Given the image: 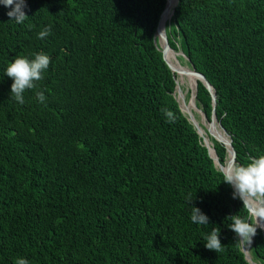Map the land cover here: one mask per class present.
Returning <instances> with one entry per match:
<instances>
[{
	"label": "trees",
	"instance_id": "trees-1",
	"mask_svg": "<svg viewBox=\"0 0 264 264\" xmlns=\"http://www.w3.org/2000/svg\"><path fill=\"white\" fill-rule=\"evenodd\" d=\"M164 2L26 0L23 23L0 4V264H249L240 241L264 264L261 229L249 243L227 227L229 215L255 227L249 205L175 98L154 42ZM165 36L212 86L213 108L200 81L194 103L206 120L213 111L234 164L264 155V0H176ZM39 52L50 65L20 104L6 68ZM208 138L223 164L225 147ZM191 206L208 225L191 221ZM212 228L218 253L203 240Z\"/></svg>",
	"mask_w": 264,
	"mask_h": 264
},
{
	"label": "clouds",
	"instance_id": "clouds-1",
	"mask_svg": "<svg viewBox=\"0 0 264 264\" xmlns=\"http://www.w3.org/2000/svg\"><path fill=\"white\" fill-rule=\"evenodd\" d=\"M175 3H176V0L174 2V5ZM0 4H2L4 7H8L11 9L7 13L10 20H14L17 23H23L24 20L28 18V16L26 15L24 11V9L27 6L26 0H0ZM171 13L172 11H170L169 18L171 16ZM166 23L164 25H166ZM50 34H51V28L46 27L38 33V38L44 39ZM154 42H156L158 46L160 47V44L157 41V36L155 35V32H154ZM173 52L175 53L174 58L176 61H178L176 53L180 54V56L184 58L181 52L174 51V50ZM50 62H51L50 57L43 52L33 54V58L31 59L21 55V56H17L14 60L10 61L8 63L5 73L8 77H10L13 80V83L11 84V97L15 99V101H17L18 103L23 104L24 103L23 93L27 89L35 88L36 87L35 82L43 79V73L48 69ZM179 64L182 65L181 63ZM172 72L175 75H177L176 71L175 72L172 71ZM175 81L177 82L176 78H175ZM193 89H194V85H193ZM193 89H189V92L190 90L193 91ZM174 92H175V89H174ZM36 95H37L38 100L41 103H43L46 100V97L43 91H38ZM194 95H195V92H194ZM188 96H189V93H188ZM175 98H176V92H175ZM188 98H186L185 100H188ZM191 101L194 103V97L192 98ZM197 110L200 113H202L198 108ZM197 110L194 109L191 105V109L189 111L193 115L194 114L193 112L197 113ZM181 111L184 113L182 109ZM161 112L165 115L167 123L175 122V116L172 111H170L167 108H161ZM193 116L196 119L195 114ZM209 120L210 118L205 121L207 122ZM206 136L208 138V134ZM210 144H212L211 141H210ZM223 182L233 187L234 189L233 198L241 199L244 203V206H246L245 204L246 198L254 200L258 205L257 207L258 216L264 218V155H260L258 157H249L248 163L246 164H234L233 163V165H231L228 171L224 174ZM191 201L192 199L188 201L189 205L191 204ZM191 209H192L191 221L194 224H198V225H208L209 224V217L206 214H204L200 208L191 206ZM225 219L228 221H231L227 225V227L231 229L236 234V236L240 238V240L247 239L248 242L251 243L252 236L256 234L257 226L254 227L251 223L247 222L244 218H241L239 215H229ZM219 236H220V229L212 228L210 233L206 234L203 237V240L205 241V247L209 250H213L218 253L222 249V244L219 239ZM14 264H29V261L25 258H17L14 261Z\"/></svg>",
	"mask_w": 264,
	"mask_h": 264
},
{
	"label": "water",
	"instance_id": "water-1",
	"mask_svg": "<svg viewBox=\"0 0 264 264\" xmlns=\"http://www.w3.org/2000/svg\"><path fill=\"white\" fill-rule=\"evenodd\" d=\"M167 10H168V7L166 5V0L164 2V6L162 8V11L160 13V16H159V19H158V22H157V25H156V28H155V35L157 36V41L159 42L160 44V51L162 52V57L163 59L165 60V63L168 65L169 69L171 71H176L177 72V69L172 67L170 62L167 61V59L165 58V52L168 51V50H171L173 51L167 44V41H166V36H165V25L164 23L162 22V19L164 17V15L167 13ZM172 11V10H171ZM177 54V53H176ZM189 70L190 72H192L194 74V76L196 77V81H200L204 86L205 88L208 90V92L210 93V98H211V104H212V107L214 105V90L212 89V86L207 82V80L203 77V75H201L199 72H196L192 65H189ZM195 85H196V82H194V89L193 91L190 90L189 92V98H188V101H191L192 98L194 97V92H195ZM175 92H176V95H179L180 96V99H181V102H183V96L181 95V91H180V88H179V85L178 83L175 81ZM192 102V101H191ZM192 107L194 109L197 110L195 104L192 102L191 103ZM180 107V105H179ZM181 109V107H180ZM198 111V110H197ZM184 114L186 115V118L188 119V121L191 123V125L194 127L196 133L198 134V136L201 138V142H202V145L206 148L207 150V153L208 155L211 157L212 159V162H213V165L220 171L222 172L223 174L226 173L225 171V168H224V164L225 162L222 164L218 161L217 157H216V154L214 152V149L212 147V144L210 146H208L207 144V138L204 137L202 131H201V128H203L202 126H204L203 124L200 125V123L198 124V122L195 120L194 116L192 115V113L187 110L184 112ZM204 119L206 120L204 114H202ZM212 121H215L216 122V125L218 126V128L222 131V133L228 138V141H227V144L230 148V156H229V161L230 163H234V150L232 148V145H231V139L230 137L228 136V134L225 132V130L221 127L220 123L215 119V116H214V113L212 111L211 115H210V120L209 122H212ZM206 128V127H204ZM208 131V130H207ZM208 134L209 136H212L214 140H216L217 142H220L223 144V146L225 147L226 149V142H224L223 140H220V139H217L215 138L209 131H208ZM212 149V153L210 152V148ZM227 151V149H226ZM233 188V187H232ZM245 204L247 205V198L245 200ZM258 207V205H257ZM249 211V209H248ZM250 213V211H249ZM251 214V213H250ZM252 216V219H253V223L255 224V227H259L261 229V232H262V236L264 238V225L262 223V217H259L258 214H255V216L253 214H251ZM240 247H241V251L243 253V257L248 261L249 264H254L250 259H249V255L247 253V245L245 246L246 249H244L245 247L242 245L241 241H240Z\"/></svg>",
	"mask_w": 264,
	"mask_h": 264
},
{
	"label": "bare ground",
	"instance_id": "bare-ground-1",
	"mask_svg": "<svg viewBox=\"0 0 264 264\" xmlns=\"http://www.w3.org/2000/svg\"><path fill=\"white\" fill-rule=\"evenodd\" d=\"M174 2H175V0H166V5H168V10H167V13L164 15V17H163V19H162V22L165 24L166 22H167V20L169 19V15H170V11H171V8H172V6L174 5ZM165 56H166V58H167V61H169V58L174 62H170V64H171V66H173L174 68H176V69H178V78L179 79H182V78H185L186 79V83L188 84V87H189V85H190V87H191V75L193 74L192 72H191V74H190V71H189V69L186 67V66H183V65H180L179 63H178V61H176L175 60V58H174V56H175V53L173 52V51H171V50H168V51H166L165 52ZM169 57V58H168ZM189 87V88H190ZM184 92V91H183ZM185 108V107H184ZM188 109H191V103H190V101H189V104H188ZM187 109V110H188ZM214 124V125H213ZM215 121H212L211 123H209V124H206V128L211 132V133H218V137L221 139V140H223L224 142H226V149H227V151H226V160H225V163H227V158H229V156H230V148H229V146H228V144H227V141H228V138L222 133V131L219 129V128H216L215 127ZM201 130L202 131H204L202 128H201ZM207 141V144H208V142H209V139H207L206 140ZM208 146H209V144H208ZM210 148V152L212 153V149H211V147H209ZM232 165V163H228V165H227V168L229 169V167ZM224 168H225V171L227 172V169H226V167L224 166ZM251 202V205H252V210L253 211H255V205H256V202L254 203V201H250ZM247 203H248V205H249V210H250V203H249V200H247ZM256 211H257V209H256ZM250 213H251V211H250ZM254 216H255V214H253Z\"/></svg>",
	"mask_w": 264,
	"mask_h": 264
},
{
	"label": "rangeland",
	"instance_id": "rangeland-1",
	"mask_svg": "<svg viewBox=\"0 0 264 264\" xmlns=\"http://www.w3.org/2000/svg\"><path fill=\"white\" fill-rule=\"evenodd\" d=\"M176 56H179V57H181L180 56V54H178L177 53V55ZM170 62H171V60H169ZM178 61H179V63H181L183 66H186V67H188L189 68V66L186 64V61H185V59L184 58H181V59H178ZM177 75H176V80H177V82H178V85H179V88H180V91H181V95L183 96V102H181V99H180V96L179 95H176V100L178 101V103H179V105H180V107H181V109L185 112V111H187V109H188V104H189V102H188V100H185V94L187 93V96H188V93H189V89H191V87L189 88L188 87V84L186 83V79L185 78H182V79H179L178 77V69H177V73H176ZM192 76V75H191ZM184 91V92H183ZM188 98V97H187ZM190 103H192L191 101H190ZM185 107V108H184ZM188 110H190V109H188ZM194 114H195V116H196V121L198 122V124L200 123V125L201 124H203L204 125V127H207L206 126V124H209V123H211V122H209V121H205V119H204V117H203V115H202V113H200L199 111H197V113L196 112H193ZM193 114V115H194ZM216 124V123H215ZM214 125V124H213ZM203 127V126H202ZM215 127L216 128H218V126L217 125H215ZM204 129V131H202V133L204 134L203 136L204 137H206L207 138V134H208V129L207 128H203ZM208 130V131H207ZM210 132V131H209ZM206 133V134H205ZM211 133V132H210ZM211 134H213V133H211ZM213 135H215V136H217L218 135V133H214ZM208 137H212V136H209V134H208ZM218 137V136H217ZM213 138V137H212ZM219 138V137H218ZM208 139V138H207ZM208 144H209V146L211 145L210 144V141L208 142ZM226 160V159H225ZM228 163H230V161H229V158H227V163H225L224 164V166L226 167V169H227V171H228V168H227V165H228ZM247 200H249V203H250V210L249 211H251V214H257V211H256V209H257V203H256V207H255V211H253L252 209V205H251V202L250 201H254V200H251V199H247ZM254 203H255V201H254ZM244 249H246V247L244 248ZM250 259V258H249ZM255 264V263H254Z\"/></svg>",
	"mask_w": 264,
	"mask_h": 264
}]
</instances>
